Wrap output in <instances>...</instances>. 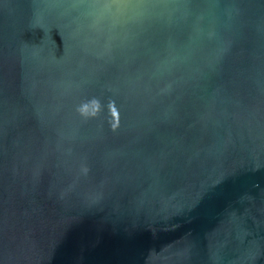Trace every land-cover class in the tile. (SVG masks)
I'll list each match as a JSON object with an SVG mask.
<instances>
[{"label":"water","instance_id":"obj_1","mask_svg":"<svg viewBox=\"0 0 264 264\" xmlns=\"http://www.w3.org/2000/svg\"><path fill=\"white\" fill-rule=\"evenodd\" d=\"M0 264H264V0H0Z\"/></svg>","mask_w":264,"mask_h":264}]
</instances>
